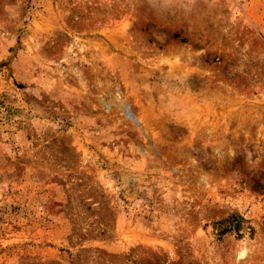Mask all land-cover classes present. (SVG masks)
Here are the masks:
<instances>
[{"label":"rangeland","instance_id":"1","mask_svg":"<svg viewBox=\"0 0 264 264\" xmlns=\"http://www.w3.org/2000/svg\"><path fill=\"white\" fill-rule=\"evenodd\" d=\"M0 264H264V0H0Z\"/></svg>","mask_w":264,"mask_h":264}]
</instances>
